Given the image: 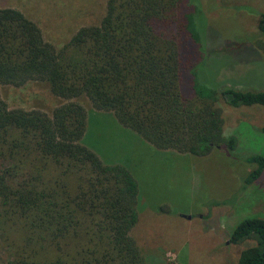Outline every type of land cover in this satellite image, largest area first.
Wrapping results in <instances>:
<instances>
[{
    "label": "trees",
    "instance_id": "1",
    "mask_svg": "<svg viewBox=\"0 0 264 264\" xmlns=\"http://www.w3.org/2000/svg\"><path fill=\"white\" fill-rule=\"evenodd\" d=\"M193 1L107 0L100 23L79 29L59 49L22 13L0 9V85L42 82L67 101L49 117L9 110L0 97V245L7 264H145L130 236L138 183L81 143L86 115L78 100L112 112L157 150L193 157L237 145L223 134L219 100L264 108V91L217 90L199 80ZM258 30L264 35V14ZM245 163L255 165L245 179L251 184L264 157ZM247 240L254 245L236 264H264L263 218L232 229L231 244Z\"/></svg>",
    "mask_w": 264,
    "mask_h": 264
},
{
    "label": "rangeland",
    "instance_id": "2",
    "mask_svg": "<svg viewBox=\"0 0 264 264\" xmlns=\"http://www.w3.org/2000/svg\"><path fill=\"white\" fill-rule=\"evenodd\" d=\"M107 0H0V9L22 13L56 49L81 28L97 26ZM195 24L202 42L199 80L222 90L264 91V35L258 19L264 0H194ZM9 110L52 111L67 101L56 98L42 82L0 85ZM76 101V100H74ZM86 115L81 143L105 164L125 167L139 187L137 223L130 236L145 264H236L252 240L231 244L232 229L244 219H264V171L246 184L255 165L250 156L264 157V108L259 105L217 106L223 134L234 136V150L213 149L203 157L160 151L123 127L111 112L97 111L78 100ZM8 254L0 245V264Z\"/></svg>",
    "mask_w": 264,
    "mask_h": 264
}]
</instances>
